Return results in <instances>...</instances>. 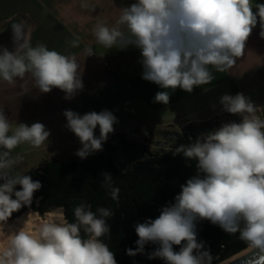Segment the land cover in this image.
<instances>
[{
	"label": "clouds",
	"instance_id": "obj_1",
	"mask_svg": "<svg viewBox=\"0 0 264 264\" xmlns=\"http://www.w3.org/2000/svg\"><path fill=\"white\" fill-rule=\"evenodd\" d=\"M257 24L264 38V3L253 0H135L121 9L115 26L97 24L93 34L106 49L138 48L142 78L163 89L155 94L154 102L167 105L169 89L191 93L195 87L210 84L209 66L229 71L244 55ZM22 28L13 25L14 51L0 49V78L14 83L28 74L39 92L57 88L65 93L64 99L74 98L84 87L76 57L49 50L44 44L30 46ZM78 44L79 37L72 41L73 47ZM86 51L87 56L95 54L91 47ZM219 103L224 112L239 115L241 121L223 123L200 134L194 143L175 148L173 155L196 161V174L180 186L174 202L164 206L156 219L134 225L137 247L126 249L128 256L144 255L145 246L154 244L158 247L147 254L150 260L211 264V254L197 239L195 222L199 219L229 234L239 233L251 253L259 250L252 264H264V106L243 93L224 94ZM63 116L65 127L79 139L81 147L75 155L81 160L103 151L118 122L107 109L83 115L65 110ZM97 127L99 136L95 135ZM50 135L41 122L13 127L0 110V264H117L115 254L101 239L110 234L106 219L114 215L107 207L92 211L90 204L81 202L73 209V222L62 214L32 231L23 227L5 232L13 213L30 207L34 193L42 188L39 180L17 170L24 157L13 156V150L22 144L40 148ZM102 176L101 186L118 201L120 188L113 186L112 175L105 172Z\"/></svg>",
	"mask_w": 264,
	"mask_h": 264
},
{
	"label": "crops",
	"instance_id": "obj_2",
	"mask_svg": "<svg viewBox=\"0 0 264 264\" xmlns=\"http://www.w3.org/2000/svg\"><path fill=\"white\" fill-rule=\"evenodd\" d=\"M135 0H0V49L15 50L13 25H22L24 38L30 46L44 44L49 50L74 55L80 64L83 90L71 100L65 93L53 88L41 93L31 76L8 83L0 78V110L15 127L17 123L29 126L43 123L51 135L40 148L22 144L12 155H22L17 166L21 174L37 168L43 162L77 158L81 147L79 139L65 125V110L81 115L102 110L111 111L118 122L114 133L134 135L157 128L201 123L222 110L219 103L224 94L243 93L256 105L264 104V38L259 24L246 41L245 53L226 72L209 66L213 76L210 84L195 87L191 93L179 88L170 92L167 105L155 103L154 97L162 91L158 85L142 78L140 50L134 46L120 50L106 49L97 43L93 28L100 23L115 26L123 7ZM264 3V0H253ZM253 11H256L253 8ZM79 37V44L72 41ZM95 54L87 56V48ZM215 106V107H213ZM99 136V127L95 130ZM91 156V155H90Z\"/></svg>",
	"mask_w": 264,
	"mask_h": 264
},
{
	"label": "trees",
	"instance_id": "obj_3",
	"mask_svg": "<svg viewBox=\"0 0 264 264\" xmlns=\"http://www.w3.org/2000/svg\"><path fill=\"white\" fill-rule=\"evenodd\" d=\"M166 137L173 142L172 146L158 152H151L129 140L128 135L119 134L108 138L103 151L87 159L43 162L25 173L39 180L42 188L34 193L30 207L13 213L6 223L29 211L43 217L56 210H62L63 216L73 222V209L81 202L90 204L92 211L107 207L114 215L106 219L110 234L101 239L115 254L117 264H165L158 258H147L158 245L148 244L144 255L134 257L128 256L126 249L137 247L134 225L149 218L156 219L164 206L174 202L180 186L196 174V161L186 159L183 154L173 155L176 147L186 144L183 135L167 133ZM116 155L124 159L117 163ZM105 172L112 175L113 186L120 188L118 201H113L109 189L101 186ZM195 225L198 241H202L211 254V264H221L248 249L239 233L229 234L208 220L198 219ZM174 250L179 251V246H174Z\"/></svg>",
	"mask_w": 264,
	"mask_h": 264
},
{
	"label": "rangeland",
	"instance_id": "obj_4",
	"mask_svg": "<svg viewBox=\"0 0 264 264\" xmlns=\"http://www.w3.org/2000/svg\"><path fill=\"white\" fill-rule=\"evenodd\" d=\"M221 111H218L216 113V115L219 116L218 114H220ZM196 124H199V123H196ZM180 128H181V126H170V127L157 128V129H154L151 131H147V135H145L144 132L135 133L134 135L133 134L128 135V139L142 145L143 147H145L146 149H148L151 152H158V151H161L164 149H169L172 146L173 142L171 140L167 139L166 134L167 133H177V132H179ZM104 145H105V143L103 144V146ZM89 157H91V156H89ZM123 159H124V157L122 155H116L115 156V160L117 163H119ZM29 213L36 214V213H33L32 211H29L25 214H29ZM62 214H63L62 210H56V211H52V212L48 213L47 215H45L43 217H41L38 214H36V216L42 220H46L49 215H51L54 219H58V218H60V216ZM12 222L13 221L8 222L6 224H9ZM246 250H244V251H246Z\"/></svg>",
	"mask_w": 264,
	"mask_h": 264
},
{
	"label": "built area",
	"instance_id": "obj_5",
	"mask_svg": "<svg viewBox=\"0 0 264 264\" xmlns=\"http://www.w3.org/2000/svg\"><path fill=\"white\" fill-rule=\"evenodd\" d=\"M258 106H264V104H259ZM207 120L196 124L194 122H190L185 124L179 129V132L183 135L184 141L186 144L194 143L197 137L202 133H207L219 128L223 123L228 122H237L241 121V117L236 114H230L224 112L223 110L218 114Z\"/></svg>",
	"mask_w": 264,
	"mask_h": 264
},
{
	"label": "bare ground",
	"instance_id": "obj_6",
	"mask_svg": "<svg viewBox=\"0 0 264 264\" xmlns=\"http://www.w3.org/2000/svg\"><path fill=\"white\" fill-rule=\"evenodd\" d=\"M29 214H24L22 217L14 220L12 223L5 224V228H4L5 232L9 233L12 231H18L23 227H25V229L28 231H32L34 230L36 225L44 221L38 218L36 214H32V213ZM47 219H54V218L51 215H49Z\"/></svg>",
	"mask_w": 264,
	"mask_h": 264
},
{
	"label": "water",
	"instance_id": "obj_7",
	"mask_svg": "<svg viewBox=\"0 0 264 264\" xmlns=\"http://www.w3.org/2000/svg\"><path fill=\"white\" fill-rule=\"evenodd\" d=\"M259 254L258 249L253 250V253L247 249L246 251H243L224 261L222 264H252V261L258 258ZM257 264H259V261H257Z\"/></svg>",
	"mask_w": 264,
	"mask_h": 264
}]
</instances>
